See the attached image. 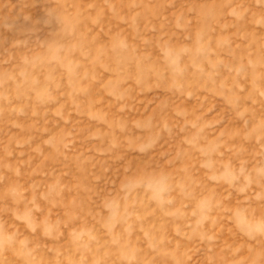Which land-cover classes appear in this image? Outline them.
Masks as SVG:
<instances>
[{
	"label": "rangeland",
	"instance_id": "rangeland-1",
	"mask_svg": "<svg viewBox=\"0 0 264 264\" xmlns=\"http://www.w3.org/2000/svg\"><path fill=\"white\" fill-rule=\"evenodd\" d=\"M0 264H264V0H0Z\"/></svg>",
	"mask_w": 264,
	"mask_h": 264
}]
</instances>
